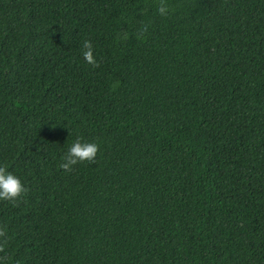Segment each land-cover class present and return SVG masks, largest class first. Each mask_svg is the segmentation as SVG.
Listing matches in <instances>:
<instances>
[{"label":"trees","instance_id":"1","mask_svg":"<svg viewBox=\"0 0 264 264\" xmlns=\"http://www.w3.org/2000/svg\"><path fill=\"white\" fill-rule=\"evenodd\" d=\"M163 3L0 0V264H264V0Z\"/></svg>","mask_w":264,"mask_h":264},{"label":"clouds","instance_id":"2","mask_svg":"<svg viewBox=\"0 0 264 264\" xmlns=\"http://www.w3.org/2000/svg\"><path fill=\"white\" fill-rule=\"evenodd\" d=\"M157 11L164 15L167 11L166 5L161 0ZM82 56L86 63L96 66V59L93 55L91 42L84 40L82 44ZM98 144L95 141H85L76 137L67 147L62 156L59 167L64 171H71L74 165L85 162H92L98 152ZM26 192V188L19 176L8 170L6 166L0 165V200L11 203L17 202Z\"/></svg>","mask_w":264,"mask_h":264}]
</instances>
